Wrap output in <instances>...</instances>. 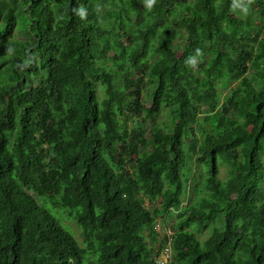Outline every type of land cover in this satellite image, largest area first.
<instances>
[{"label": "trees", "instance_id": "1", "mask_svg": "<svg viewBox=\"0 0 264 264\" xmlns=\"http://www.w3.org/2000/svg\"><path fill=\"white\" fill-rule=\"evenodd\" d=\"M169 244L264 264V0H0V264Z\"/></svg>", "mask_w": 264, "mask_h": 264}, {"label": "rangeland", "instance_id": "2", "mask_svg": "<svg viewBox=\"0 0 264 264\" xmlns=\"http://www.w3.org/2000/svg\"><path fill=\"white\" fill-rule=\"evenodd\" d=\"M223 92L225 94L227 92V89H224ZM130 126L133 127V123H130ZM136 143H137V141L134 138H132V140L129 141L128 145L131 146L132 144H136ZM221 171H222V174L221 175L222 176L225 175L224 168ZM146 199H147L146 200V206L149 207L150 209H153L154 207H157L158 206V200L150 201V200H148V198H146ZM47 207H48L49 210H51L52 212H54L56 215H59L60 216L62 214L64 216V219L61 222L64 225V227L66 228V230H68L71 233H73L76 236V238L80 242H82L80 228L77 226V224L74 221H72L69 218V212L67 210L66 211L65 210H57V209H55V207L52 204L47 205ZM68 222H70V227L71 228L69 227ZM159 222L160 223H158L157 228H158V231L161 232V235H165V233H167L168 235H170L171 234V231H172L171 230V224L173 222H171L170 220L169 221L168 220L166 221L167 222L166 223V230L164 229L165 227H163L161 220H159ZM198 236L201 237V238H206L208 236V231L205 230V231H203L201 233H198ZM166 250H168L169 252L163 253V255L160 258V260L163 261L165 264H166V262L168 260V257L170 256V252H171V248H170L169 245L166 248Z\"/></svg>", "mask_w": 264, "mask_h": 264}, {"label": "clouds", "instance_id": "3", "mask_svg": "<svg viewBox=\"0 0 264 264\" xmlns=\"http://www.w3.org/2000/svg\"><path fill=\"white\" fill-rule=\"evenodd\" d=\"M165 230H166V228H165ZM171 234H173V232L171 231ZM170 234V235H171ZM165 235H167V233H165ZM169 246H170V244H169ZM168 247V246H167ZM166 247V248H167ZM166 248L163 250V252H162V254L159 256V257H157V260H158V263L159 264H165L163 261H161L160 260V258H161V256L163 255V253H165V252H169L168 250H166ZM170 248H171V246H170ZM170 258H171V252H170V256L168 257V260H170Z\"/></svg>", "mask_w": 264, "mask_h": 264}, {"label": "bare ground", "instance_id": "4", "mask_svg": "<svg viewBox=\"0 0 264 264\" xmlns=\"http://www.w3.org/2000/svg\"><path fill=\"white\" fill-rule=\"evenodd\" d=\"M166 264H169V260H167Z\"/></svg>", "mask_w": 264, "mask_h": 264}]
</instances>
